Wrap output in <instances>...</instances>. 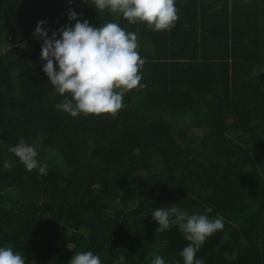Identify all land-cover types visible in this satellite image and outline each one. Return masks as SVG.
<instances>
[{
    "label": "trees",
    "instance_id": "1",
    "mask_svg": "<svg viewBox=\"0 0 264 264\" xmlns=\"http://www.w3.org/2000/svg\"><path fill=\"white\" fill-rule=\"evenodd\" d=\"M175 6V26L154 31L92 0H0V247L27 264H69L81 251L102 264H151L153 253L183 264L189 242L176 225L156 233L152 217L175 204L223 217L197 253L205 264H264V0ZM69 9L137 34L146 87L115 117L56 108L66 97L33 33L39 21L49 37L74 26ZM17 144L34 147L46 175L8 151Z\"/></svg>",
    "mask_w": 264,
    "mask_h": 264
},
{
    "label": "clouds",
    "instance_id": "2",
    "mask_svg": "<svg viewBox=\"0 0 264 264\" xmlns=\"http://www.w3.org/2000/svg\"><path fill=\"white\" fill-rule=\"evenodd\" d=\"M92 4L99 12L107 10L122 16L129 24L144 23L154 31H170L179 19L176 0H92ZM68 20L75 21L74 26L66 24L53 31L51 37L42 27L46 21H39L33 33L35 38L43 40L42 71L56 92L66 97L56 108L72 117L81 114L115 117L124 108L125 94L146 87L141 83L145 61L138 51L137 34L114 22L103 26H92L88 20L81 22L71 9ZM8 151L28 171L38 169L39 174H47V165L38 164V153L33 146L17 144L9 146ZM3 166L5 170L11 169L12 161L5 159ZM212 211L211 207L205 209L206 213ZM152 217L158 225L156 233H164L176 225L189 242L179 253L183 264H205L203 258H197V253L224 226L223 217L189 215L175 204L155 209ZM153 256L151 264H165L160 255L153 253ZM0 264H27V260L11 247H0ZM69 264H102V260L92 251H81L73 255Z\"/></svg>",
    "mask_w": 264,
    "mask_h": 264
},
{
    "label": "rangeland",
    "instance_id": "3",
    "mask_svg": "<svg viewBox=\"0 0 264 264\" xmlns=\"http://www.w3.org/2000/svg\"><path fill=\"white\" fill-rule=\"evenodd\" d=\"M11 45H12V43L9 44V46H11ZM260 71L264 72V68L261 67V68H260Z\"/></svg>",
    "mask_w": 264,
    "mask_h": 264
}]
</instances>
